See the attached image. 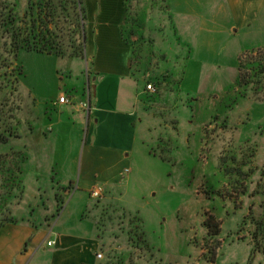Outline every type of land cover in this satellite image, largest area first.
I'll list each match as a JSON object with an SVG mask.
<instances>
[{
	"label": "crops",
	"instance_id": "0c3cea01",
	"mask_svg": "<svg viewBox=\"0 0 264 264\" xmlns=\"http://www.w3.org/2000/svg\"><path fill=\"white\" fill-rule=\"evenodd\" d=\"M141 1L82 0L88 59L45 54L64 67L71 86L51 100L29 91L39 107L37 125L16 142L0 144L5 152L10 147L23 151L18 162L26 187L22 200L12 206L16 223L0 231V264H112L97 255L105 237H116L110 228L119 226V210L136 212L145 225L148 218L157 225L166 221L151 206L155 189L149 199L136 197L148 164L172 159L182 164L184 176L194 171L211 185L216 179L213 152L207 166L201 162L202 126L191 127L194 122L180 116L170 121L147 102V94L157 90L143 89L150 82L140 68L141 47L134 36L139 32L131 27ZM151 1L148 13L157 23L151 32L163 50L165 44L178 45L173 47L180 51L175 61L167 64L183 66L182 82H233L241 55L264 47V0ZM20 3L25 10L27 0ZM201 89L202 84L193 88L192 95H205ZM64 93L70 98L66 105L58 102ZM244 130L240 142L257 140L259 162L264 122ZM33 137L39 141L32 143ZM181 147L188 150L182 158ZM73 191L83 194V202L70 213L63 206L52 223L59 201L65 205ZM94 191L102 194L100 200L92 198Z\"/></svg>",
	"mask_w": 264,
	"mask_h": 264
},
{
	"label": "rangeland",
	"instance_id": "374dc122",
	"mask_svg": "<svg viewBox=\"0 0 264 264\" xmlns=\"http://www.w3.org/2000/svg\"><path fill=\"white\" fill-rule=\"evenodd\" d=\"M15 1L19 5L20 15H24L28 11L29 0L25 10H21L20 0H10V4ZM151 3V0L141 1L138 18L132 19L131 24L132 31L139 32L134 36L141 47L138 50L142 61L140 68L147 75V81L157 90L156 93L147 94V102L159 108V114L170 121L180 116L189 124L194 122L191 127L202 126L201 162L207 166L210 160L208 154L212 151L211 159L217 164V177L211 185L208 177H197L194 171H187V176H184L182 164L172 159L162 161L159 158V163L148 164L147 178L136 187V197L149 199V192L155 189L158 194L151 199V206L166 221L157 222L160 223L157 225L148 218L145 225V219L136 212L119 210L117 217L120 224L110 228V233L116 237H105L104 249L98 255L101 254V259L112 264H215L206 257L219 244L216 264H264V256L254 251V237L249 228L242 226L247 218L264 220V150L257 162V140L253 143L240 142V135L245 134L247 130L244 128L248 124L253 128L264 122V101L253 92L246 93L244 87L239 86V71L233 82H182L183 66L167 64L168 60L171 64L175 61L173 56L180 51L173 50V47L178 48V45L165 44L167 49L164 46L163 50V44L157 43L151 32V27L157 25L148 13L147 6ZM47 22L49 29L54 30L55 25L49 19ZM58 23L66 50L63 58H71L74 53V26L65 17ZM38 26H41V22H38ZM9 42L6 38L0 44L4 47ZM5 48L0 56V142L9 137L8 140L13 143L23 137L28 128L35 127L40 118L37 115L39 107L29 91L42 100H51L66 87L70 88L71 82L57 60L45 54L26 51L22 54L21 62L15 64ZM22 65L24 76L20 75ZM83 70H86L85 66ZM88 72L90 74V68L86 75ZM201 84V95L206 94L193 96V88L199 90ZM146 85L143 84V89ZM33 141H39V137H33ZM0 149L2 153L5 152ZM186 151V147L180 148V158ZM7 160L6 167H19L18 159H12V165L10 159ZM241 163H244V175L237 172ZM258 184L257 192L251 195ZM247 187L248 193L243 194V189ZM2 188L3 182L0 180V192ZM29 197L33 198L32 195ZM82 197L81 192L73 191L67 196L65 205L59 201L52 223L61 214L63 206L69 213L77 210L83 202ZM155 201H159V204ZM45 203L50 204L47 200ZM132 220L136 221V225ZM206 222L212 226L211 231H216L219 225L218 236L209 235L208 228H203ZM136 226L139 227L137 231L145 232L144 237L153 247L152 254H143L131 247L129 237H136Z\"/></svg>",
	"mask_w": 264,
	"mask_h": 264
},
{
	"label": "trees",
	"instance_id": "16d2710c",
	"mask_svg": "<svg viewBox=\"0 0 264 264\" xmlns=\"http://www.w3.org/2000/svg\"><path fill=\"white\" fill-rule=\"evenodd\" d=\"M63 17L68 18L74 26L72 31L74 53L71 58L87 60L88 55L85 46L87 39L86 17L82 0H29L28 11L22 16L19 13V5L16 1L10 4V0H0V42L6 38L10 41L5 43L4 47H6L5 50L12 57L15 64L20 61L21 51L51 54L63 58L66 55V50L63 47L64 41L58 23ZM48 19L55 25L54 30L49 29ZM38 22H41L43 27L38 26ZM4 47L0 44V56ZM21 68L20 75L24 76L23 66ZM238 71L239 86L244 87L246 93L253 92L254 95L264 101V47L243 53L239 58ZM8 138L2 140L0 144L7 145ZM7 159H10L12 165V159H23V151H17L12 147L7 152L2 153L0 151V180L3 182L1 192L5 188L3 193L0 192V231L5 225L16 223V220L12 217V206L15 201L22 200L25 191L24 182L21 178L22 169L18 166L6 167ZM243 166L244 163H241V168L237 170L240 175H244ZM250 184L252 183L250 182ZM258 187H260L259 184L251 192V195L257 192ZM242 193H248V187L244 188ZM247 219L242 226L248 227L252 237H254V251L264 256V220L255 221L253 217ZM134 221L132 220L133 224L136 222ZM206 227L210 236L219 235V225L216 226V231H211L212 226L209 222L203 223V228ZM138 229L139 227L136 226V237H129L131 247L143 254H152L153 247L144 237L145 232L141 231L140 233L137 231ZM219 247L218 244L210 251V256L206 257L209 262L216 264Z\"/></svg>",
	"mask_w": 264,
	"mask_h": 264
},
{
	"label": "built area",
	"instance_id": "2783aa9c",
	"mask_svg": "<svg viewBox=\"0 0 264 264\" xmlns=\"http://www.w3.org/2000/svg\"><path fill=\"white\" fill-rule=\"evenodd\" d=\"M147 90L148 91H152V92H155V87L154 85L150 84L147 86ZM60 104H69L70 103V98L69 96H67L66 94H63L60 98H59V101H58ZM83 108L84 109H90V104L89 103H84L83 104ZM92 198L96 199V200H100L102 198V194L99 192V191H94L92 192L91 194ZM49 245H52V243H49ZM98 258L101 259L102 258V255L99 254L98 255Z\"/></svg>",
	"mask_w": 264,
	"mask_h": 264
}]
</instances>
